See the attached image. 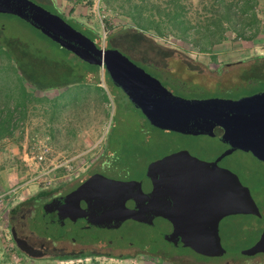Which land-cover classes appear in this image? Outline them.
<instances>
[{
    "label": "rangeland",
    "instance_id": "1",
    "mask_svg": "<svg viewBox=\"0 0 264 264\" xmlns=\"http://www.w3.org/2000/svg\"><path fill=\"white\" fill-rule=\"evenodd\" d=\"M29 1L61 16L75 27L77 24L83 30L92 32L102 47L105 38L133 27L120 9L106 7L104 0ZM150 1L163 3L165 0ZM257 1V35L250 41H244L228 31L226 40L215 45L210 54L200 53L191 45L165 33L159 35L149 30L144 35L158 45L175 51L181 59L191 60L204 69L203 74L186 72L177 68L180 65L177 58L168 61L172 73H179L182 81L208 91L198 96L206 98L217 95L215 90L218 89H234L228 94L229 98L223 99L235 100L264 92V0ZM182 2L186 6L187 17L194 23L198 15L205 14L204 6L209 0ZM0 46L8 47L16 56L20 55L21 46L44 57L63 53L19 19L2 14ZM107 47L145 68L117 44H107ZM70 59L77 69L80 70L79 66L89 69L88 65L73 56ZM256 65L263 66L252 73L259 81L245 86L241 69L250 72ZM14 66L6 53L0 51V109L14 107L21 94L19 83L27 95L23 114L16 117L11 136L0 140V264H264V253L253 256L243 254L253 247L260 230L247 216L238 213L231 214L219 224V237L229 249L228 254L220 258L204 257L188 248L170 247L157 239L147 225L130 220L115 231L101 230L96 234L105 240L119 237L124 244L132 243L140 248L124 250L128 257L116 254L112 257L43 260L30 259L20 253L12 242L7 223L8 212L13 205L77 184L93 172L105 171L102 174L104 177L118 181H140L151 162L178 151H186L199 160L210 162L223 153L225 145L207 136H183L148 126L124 94L106 81L102 71L97 86L74 83L59 89L37 91L19 79L20 74H15ZM146 71L167 86L173 95L197 99L193 98L194 94L178 92L175 86L149 69ZM38 81L47 85L51 83L50 79L48 82ZM38 153H42L44 158L41 162L36 159ZM221 166L234 173L249 189L264 221V163L250 154L235 151L222 159ZM142 248H150L154 252L146 253Z\"/></svg>",
    "mask_w": 264,
    "mask_h": 264
},
{
    "label": "water",
    "instance_id": "2",
    "mask_svg": "<svg viewBox=\"0 0 264 264\" xmlns=\"http://www.w3.org/2000/svg\"><path fill=\"white\" fill-rule=\"evenodd\" d=\"M0 14L11 15L81 61L99 67L130 105L157 130L217 139L226 149L207 162L186 151L151 162L140 181H118L93 174L73 193L92 229H118L125 221L147 225L173 248H188L204 257H224L228 247L218 234L231 214L247 216L258 227V239L245 256L264 253V221L250 191L218 163L235 151L264 163V92L239 99H186L119 51L95 43L58 15L29 0H0ZM32 259L39 251L19 243Z\"/></svg>",
    "mask_w": 264,
    "mask_h": 264
},
{
    "label": "trees",
    "instance_id": "3",
    "mask_svg": "<svg viewBox=\"0 0 264 264\" xmlns=\"http://www.w3.org/2000/svg\"><path fill=\"white\" fill-rule=\"evenodd\" d=\"M182 1L184 0H165L163 3H157L150 0H104L106 7L111 8L112 10L116 8L120 9L123 16H125L133 24V27L130 29L121 31L120 33L105 38L104 48H108L107 44H117L138 64L154 72L156 75L162 76L164 79H166V83L173 85V87L175 86V89L180 93L194 94L196 96L193 98L202 99L229 98L228 94H231L232 91H235L234 89H218L215 90L217 95L206 98L198 96L199 94L201 95L203 93H207L208 91L194 83H185L180 79V77H178L180 74L172 73L168 62H164V59H170L169 61H171L174 60V58H177L176 60L185 64L184 60L186 59H181L179 56L175 55V51L158 45L152 39L147 38L144 33L149 30L154 31L159 35L165 33L183 43L191 45L200 53L210 54L212 48L215 45H218L226 40V33L228 31L233 33L237 39L244 41H250L257 35L259 20L257 19V14L255 13V6L258 4V1L209 0L206 7L204 6L205 14L198 15V19L194 23H192L189 17H187L186 6ZM59 17L62 18L61 16ZM62 19L74 29L92 40L97 48L102 47V43L94 38L92 32L85 31L74 23L76 27L79 28L78 29L64 18ZM32 29L35 30L34 28ZM35 31L42 38L50 41L39 31ZM50 42L59 48L63 53H54V55L51 54L49 57H44L38 53H33L30 49H27L24 46L19 48V56H16V54L9 51V48L6 46H0V51L5 52L8 59L14 62V71L15 74H20L19 79L22 82L24 81L28 83L37 91L59 89L74 83H83L84 80H82L80 75H87L90 78L89 82L93 81V83H96V78L99 77V74L102 71L99 67L89 65L81 61L72 53L59 47L52 41ZM72 56L88 65V71L81 72L78 70L70 59ZM156 59L157 61H155ZM145 68L142 69L146 71ZM168 68L169 70H167ZM177 68L185 70L181 64L178 65ZM190 68L192 70L189 69V72H194L197 74H203L204 72V69L201 66H190ZM262 68L263 66L256 65L250 72L241 69V72L244 74L242 81H244L245 86L252 85L256 81H259L252 76V73L253 71L256 72L257 69ZM186 69L188 70L187 67ZM157 70L160 71L158 72ZM147 73L152 75L149 72ZM102 75L106 81L110 83L104 71H102ZM39 76L55 77L56 82L51 81V83L47 85L38 80H31V78L33 79ZM169 79H172V81ZM162 85L164 86V84ZM19 86L21 94L18 100L15 102L14 107H5L0 109V140L11 136L12 132L14 131L13 123L14 121H17L16 117H20L23 114L24 99L27 95L20 83ZM164 87L166 88V86ZM239 88L240 86L235 89ZM239 98L241 97H238L237 99ZM143 119L145 120L144 117ZM145 123L150 126L146 120Z\"/></svg>",
    "mask_w": 264,
    "mask_h": 264
},
{
    "label": "flooded vegetation",
    "instance_id": "4",
    "mask_svg": "<svg viewBox=\"0 0 264 264\" xmlns=\"http://www.w3.org/2000/svg\"><path fill=\"white\" fill-rule=\"evenodd\" d=\"M169 60L170 59H164V62H168ZM155 61H157V59ZM184 63L185 64L180 62L181 66H183L186 71L192 70L190 66H200L191 60H184ZM167 70H169V68ZM157 71L159 72L160 70ZM43 77L44 76H39L38 80H45L48 82L50 79L52 82L56 81L55 77ZM159 77L164 79L160 75ZM169 80L172 81V79ZM164 81H166V79H164ZM221 161L218 165L227 169L221 166ZM107 169L111 170V168ZM103 172L105 171H99V173L93 172L77 184L61 187L52 192H46L45 194L31 197L21 203L13 205L8 212L7 223L15 247L17 248L14 238L21 244L37 249L41 256L37 259L43 260L83 256L112 257L116 254L120 257H128L129 254L123 253L124 250L133 247L140 250L139 247L132 243L124 244L119 237H117L116 240H105L97 237L96 234L98 231L108 230L92 229L85 222L86 219L83 217L82 208L78 202L79 198L75 197L73 192L91 175H102ZM259 211L263 216L260 208ZM142 249L145 252L147 251L146 253L154 252L150 248H145V250L144 248ZM17 250L28 257L18 248Z\"/></svg>",
    "mask_w": 264,
    "mask_h": 264
},
{
    "label": "crops",
    "instance_id": "5",
    "mask_svg": "<svg viewBox=\"0 0 264 264\" xmlns=\"http://www.w3.org/2000/svg\"><path fill=\"white\" fill-rule=\"evenodd\" d=\"M56 5V2H54V6ZM73 7H71V9H72ZM70 9V10H71ZM77 66V65H76ZM80 67V71L81 72H83V71H88V69L87 70H84L81 66H79ZM79 70V69H78ZM80 77L82 78V80H84V82L83 83H91V84H94V85H96L98 82H97V80H99L98 78H96V83H93V81L92 82H89V80H90V78L87 76V75H80ZM98 85V84H97ZM96 85V86H97Z\"/></svg>",
    "mask_w": 264,
    "mask_h": 264
},
{
    "label": "built area",
    "instance_id": "6",
    "mask_svg": "<svg viewBox=\"0 0 264 264\" xmlns=\"http://www.w3.org/2000/svg\"><path fill=\"white\" fill-rule=\"evenodd\" d=\"M36 159L39 161V162H41L44 158H43V156H42V153H38L37 155H36Z\"/></svg>",
    "mask_w": 264,
    "mask_h": 264
}]
</instances>
